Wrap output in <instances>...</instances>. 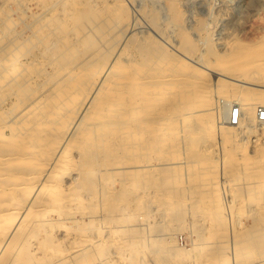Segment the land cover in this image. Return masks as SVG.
Segmentation results:
<instances>
[{
	"label": "bare ground",
	"instance_id": "6f19581e",
	"mask_svg": "<svg viewBox=\"0 0 264 264\" xmlns=\"http://www.w3.org/2000/svg\"><path fill=\"white\" fill-rule=\"evenodd\" d=\"M51 1L49 7H43L40 0H28L24 9L16 7L5 13L9 23L0 18V219L5 224L0 234H6V228H11L12 235L20 233L23 238L16 249L28 247L30 254L47 251L49 263L74 264L84 247L105 245L109 240V225L101 224L98 216L108 215L111 174L139 175L137 180L121 178L116 196L146 204L156 196L153 183L157 170L175 164L169 157L155 156L157 143H163L168 153L172 145L170 123L175 118V110L172 101L168 99L165 106L164 101L172 95L173 86L180 84L176 94L182 103L180 119L183 121L207 110L215 111L219 98H225L214 95L213 106L191 108L187 75L175 76L176 62L164 46L161 51L157 49L159 53L145 56L147 69L137 66L134 60L124 64L115 53L107 55L108 52L95 50L78 55L90 28L72 25L71 21L77 12L82 13V8L89 11L95 7V1ZM107 1L100 0L99 6L107 9L110 3ZM164 2L173 5L172 0ZM31 13L38 16L36 23L29 21ZM152 17L155 18L154 12ZM123 26L129 29L128 23ZM136 32L119 41L122 52L125 49L121 46L126 45L123 42L126 40L142 48L154 42L145 43L144 36L140 35L133 39ZM33 37L38 41L30 39ZM106 41L104 38L102 43ZM180 54L199 64L200 72L213 71L199 58ZM182 64L192 68L187 61ZM248 64L244 63L246 68L238 75L213 71L247 84L235 92L241 113L246 112L243 118L246 122L227 126L216 121L221 142L226 135L234 136L237 129L245 128L252 135L255 130H261L258 128L261 123L253 121L252 111L264 106L256 102L264 101V91L252 89L264 84L249 81L253 79L254 69ZM224 84L219 81L214 93L224 92L223 86H228ZM205 85L197 83L203 92ZM5 97L9 104L1 106ZM133 114L138 117L135 119ZM235 165L252 170L244 161H236ZM251 178H257V174H252ZM137 185L140 187L135 190ZM94 202L105 207L97 216L89 210ZM81 222H88V233L81 231L78 226ZM63 223L70 224L63 238L65 245L56 238L59 225ZM35 235H41L44 240L32 247L30 240ZM14 242L11 238L3 245L14 246ZM253 259L245 264H260V260ZM89 260L87 257L84 264Z\"/></svg>",
	"mask_w": 264,
	"mask_h": 264
},
{
	"label": "rangeland",
	"instance_id": "374dc122",
	"mask_svg": "<svg viewBox=\"0 0 264 264\" xmlns=\"http://www.w3.org/2000/svg\"><path fill=\"white\" fill-rule=\"evenodd\" d=\"M27 1L0 0V18L9 23L5 13L16 7L24 9ZM94 1L95 7L88 9L90 12L82 8V13L77 12L71 21L72 25L81 24L90 28L78 55L95 50L108 52L107 55L115 53L124 64L134 60L137 66L147 69L145 56L159 53L164 46L176 62L173 67L175 76L187 75L191 108L213 106L214 95L225 99L219 98L215 111L207 110L183 121L180 119L182 103L176 94L180 84L173 86L172 95L164 101V106L172 101L175 110V118L170 123L172 145L168 153L163 143H157L155 156L161 159L169 157L175 164L157 170L153 183L156 196L146 204L116 196L121 178L137 180L139 175L111 174L108 188L110 200L106 206L108 215L98 216L102 219L101 224L109 225V240L105 245L84 247L73 263L84 264L89 257L88 264H245L253 258L264 264V123L258 126L261 130H255L254 135L242 128L241 131L237 129L234 136L226 135L222 142L218 140L215 122L236 126L228 123L224 116L232 102L240 105L235 92L247 84L213 72L238 75L244 72V63H249L254 69L253 79L249 81L264 84V0H172V6L164 0H106L110 2L107 9L99 6L100 0ZM51 2L40 0L39 3L49 7ZM37 20L35 14L29 17L32 23ZM123 20L129 24V29H125ZM135 31L133 39L140 35L144 36L143 42H154L142 48L126 40L123 41L126 45L121 46L125 49L122 52L120 42L125 35ZM104 38L107 41L103 44ZM30 39L38 41L34 37ZM180 53L191 59L199 58L213 71L200 72L199 64ZM183 61H187L192 68L182 64ZM224 80L228 85L223 86L224 92L214 93L216 84L221 81L225 85ZM197 83H206L204 92ZM252 91H264V87ZM8 101L5 97L1 106H7ZM256 102L257 105H264V101ZM243 112L238 117L239 123L246 122L243 119L246 112ZM133 117L136 119L138 116L133 114ZM252 117L258 123L255 110ZM236 161L248 163L252 170L235 165ZM252 174H257V178L252 179ZM181 184L183 188H179ZM137 186L135 190L140 187ZM98 204L94 202L89 207L94 216L105 208ZM4 226V221L0 219V228ZM68 226L67 223L59 225L56 238L60 244H64ZM78 226L84 234L89 232L88 222H81ZM6 231V234H0V264H52L47 251L32 252V255L28 247L16 249L15 246L22 242V235H12L11 228H6ZM11 238L15 241L14 246L3 245ZM43 240L41 235H35L30 240L31 246Z\"/></svg>",
	"mask_w": 264,
	"mask_h": 264
},
{
	"label": "built area",
	"instance_id": "2783aa9c",
	"mask_svg": "<svg viewBox=\"0 0 264 264\" xmlns=\"http://www.w3.org/2000/svg\"><path fill=\"white\" fill-rule=\"evenodd\" d=\"M241 109L237 102H233L228 106L227 115L224 116L225 120L231 124L238 123V116H240ZM255 119L257 122L264 123V106H258L255 111Z\"/></svg>",
	"mask_w": 264,
	"mask_h": 264
}]
</instances>
